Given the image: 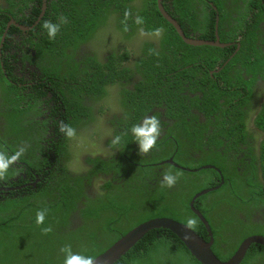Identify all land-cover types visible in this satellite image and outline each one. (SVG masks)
I'll return each mask as SVG.
<instances>
[{
  "label": "trees",
  "instance_id": "1",
  "mask_svg": "<svg viewBox=\"0 0 264 264\" xmlns=\"http://www.w3.org/2000/svg\"><path fill=\"white\" fill-rule=\"evenodd\" d=\"M168 1L166 10L178 17L171 4L183 0ZM195 1L189 17L180 14L186 33L200 22L197 10L205 16L209 9L208 38L216 39L219 14L220 41L229 44L190 45L163 16L158 0H47L45 11L43 0H0V120L11 114L21 123L41 154L32 168L45 175L29 194L22 190L0 201V264H63L65 246L95 258L156 217L187 223L209 241L192 204L208 220L212 249L221 260L232 257L247 233L264 235V49L251 45L264 22V0ZM45 22L59 25L54 38ZM18 50L34 53L51 81L61 82L67 70V94L51 111L56 135L48 143L51 119L40 120L48 110L31 103L32 86L16 73ZM140 54L132 72L129 63ZM242 83L244 90L238 88ZM62 108L67 120L55 119ZM151 115L160 120L161 134L142 153L130 128ZM62 124L75 130L72 137ZM14 171L9 167L5 174ZM166 172L178 174L172 187L161 183ZM40 209L47 210L43 224L35 222ZM251 249L240 264L252 253L264 254L263 245ZM114 264L202 263L178 235L160 227Z\"/></svg>",
  "mask_w": 264,
  "mask_h": 264
},
{
  "label": "flooded vegetation",
  "instance_id": "2",
  "mask_svg": "<svg viewBox=\"0 0 264 264\" xmlns=\"http://www.w3.org/2000/svg\"><path fill=\"white\" fill-rule=\"evenodd\" d=\"M163 1L164 0H161L160 2L163 5L164 9L166 10L167 6L164 4ZM207 1H209L210 4L211 3L213 4L212 1H210V0H207ZM44 3H45V1L43 0V6H44ZM48 3H49V1H48ZM167 3H169L168 0H167ZM199 4L200 3H198V5ZM46 5H47V1H46ZM196 7H197V5H196V1L195 0H183L182 3L178 4V6H175L173 3L171 4V10H173L176 14H179L178 17H175L170 12H168L167 10L166 11L173 18H175L179 22V24L181 25V27L183 29L184 34L186 36H188L189 38L194 39V40H207L209 42H216L217 40L220 41V37H219L218 31H217V24H218V21H219V14L216 17V23H215L216 24V29H215V37H216V39L212 40V39L208 38V36L210 34L206 30L207 29L206 17L209 16V14H210L209 9H205V12H204L205 16H202V12L197 10V14L199 16L197 18L200 20V22L198 24L195 23V26H192L190 35L187 34L188 30L184 26L186 24L182 20V19L186 20V18H182V16L180 14H184L187 17H189V15L195 11ZM229 13H230V11L228 12V14ZM240 13L243 14V11H240ZM228 14H227V16H228ZM42 15H43V13H42ZM237 15H238L237 13H234L235 18H237ZM201 19L204 22H201ZM10 23H12V20L10 21ZM172 25L174 26L173 23H172ZM24 27H25V25H22L21 28L23 29ZM259 31H260L259 36L256 37V40L254 42H252L251 45L252 46L255 45L256 48H258L257 45H260V47H262V50H263L264 49V22L260 23ZM189 44L193 45V46L203 45V44H194V43H189ZM204 44H210V43H204ZM223 44H229V43H223ZM214 45H217V44H214ZM217 46H222V45H217ZM84 47H86L84 51L88 50L87 43L85 44V46L81 47L82 52H83ZM11 53L14 54L13 50L11 51ZM32 54H34V53H31V57H29V56H26V55H28V53L19 52V50H18V55H17L18 62L16 63L18 65V68L16 69V73H17L18 77H21V78L25 79L27 81V84L32 86V88L31 87L29 88L30 92H31V90H33V93H34V99H31V103L32 104L35 103V102L38 103V101H39V102H41V105H42L43 109H47L48 110L43 116L39 117L40 120H44L46 118L47 119H51V122H50V124L47 127V129H48L47 130V134H45V138H49L50 139L49 141L45 142V143H48V142L52 141V138L56 135V131L54 129L55 127L52 126V122L53 121H52V117H51V111H52V109L57 108L58 104H61V101L58 98L59 97V93H63V91L66 92L65 89L67 88V81H61L59 83H56L54 78H52L53 81H51L50 79H47L46 77H44L43 70H41L40 67H39L41 65L36 64V60L33 59L34 56ZM141 57H142V55L140 54V56L137 59L135 57L132 60V62L129 63V69L133 68L132 72H137L136 71L137 62L140 60ZM31 59H33V60L30 61ZM63 65H64V67L66 69L69 67V66H67V62L63 63ZM145 68H147V67H144V69ZM215 71H217V70H215ZM210 72L212 74L214 71L210 70ZM43 77L45 79H42ZM42 81H46L47 84H45L46 85L45 87H41V90L33 87V84L34 85H38ZM143 84H144V86H148V85L151 84V81L143 80ZM229 84L231 85L232 82H230ZM243 84L244 83L240 84L238 86V88H240L241 90H244L241 87V86H243ZM52 87H53V89H52ZM260 87H264V81L262 82V84H260ZM29 100L30 99H27L28 102H29ZM37 106H38V104H36V107ZM61 118L63 120H67V110L64 109V108H62L60 110V114H58V116L55 117V119H61ZM26 120L28 121L29 119H26ZM166 120L170 121V117H168ZM3 124H4L3 119H1L0 120V125H3ZM39 128H40V126L37 127V130H39ZM68 148H69V143L67 141V150H68ZM23 153H25V152H23ZM81 158H84V157H81ZM67 159H69L68 154H67ZM81 162L83 164H85V158H84V160L81 159ZM34 163H35V165H38L40 163V161L36 158L34 160ZM16 164L18 165V164H23V163L21 161H17ZM66 165H67V160H66ZM86 165L92 166L89 163L86 164ZM18 166L19 167L11 165L10 166L11 168L15 167L14 173H11L10 175L9 174H5L4 175L5 177L0 179V181H1L0 182V197H1L0 201L5 199L4 198L5 196H17L22 190H24L25 194H29L30 193L29 186L34 187V189H37L39 186L38 185L35 186V184L38 183L40 180L45 178V175L41 174L36 169L30 168L31 172H32V173H30V172H27L26 169H24L23 166H21V165H18ZM67 173H72V172L67 168ZM100 176H102V175H100ZM93 182H95V180H93ZM30 183H34V185H32ZM88 185H89V187H92L91 184H88ZM79 219L81 220V218H79ZM256 219H258V217ZM206 229H207V227H206ZM207 231H209V230L207 229ZM247 234L245 235L246 238L251 237V236L264 237V235H261V234H259V235L258 234H254V233L249 234V235H247ZM208 235H211V234L208 232ZM257 244H260V243H257ZM260 245H263V244H260ZM260 249H261V246H259L258 250H260ZM249 250L250 251L252 250L251 247H250ZM263 257H264V254L260 255L259 252H258V254L252 253L250 260L247 261V264H264Z\"/></svg>",
  "mask_w": 264,
  "mask_h": 264
},
{
  "label": "water",
  "instance_id": "3",
  "mask_svg": "<svg viewBox=\"0 0 264 264\" xmlns=\"http://www.w3.org/2000/svg\"><path fill=\"white\" fill-rule=\"evenodd\" d=\"M43 10L46 9V1L44 0ZM158 0V6L161 10L163 16L171 23L174 24L176 30L182 37L184 41L187 43L194 44H217V45H225L221 41L217 40L216 42H209L207 40H194L186 36L183 32V29L179 22L173 18L163 7V5ZM12 23L18 24L14 19H12ZM172 164H175L179 167V165L174 162L171 158L169 160ZM204 167H212V166H204ZM34 185V183H30ZM218 186H215L210 189H205L202 192L198 193L197 196L211 190L215 189ZM192 209L197 213L202 222L205 224L209 233L211 234V239L208 241L205 237H203L195 228L190 226L187 223L180 222L171 217H156L149 219L145 222L138 224L132 230L123 235L120 239H118L113 245H111L107 250L93 258L94 264H114L117 262L123 255H125L149 230L153 228H168L173 233L178 235L181 240L185 243V245L190 250L191 254L196 257L198 261L202 264H240L247 254L250 247L253 243H260L264 245V237L260 236H251L242 241L239 245L238 249L232 255L231 258L227 260H221L213 251L212 244L214 242L213 234L210 232V226L208 220L202 214L201 211L197 210L194 205H191Z\"/></svg>",
  "mask_w": 264,
  "mask_h": 264
},
{
  "label": "clouds",
  "instance_id": "4",
  "mask_svg": "<svg viewBox=\"0 0 264 264\" xmlns=\"http://www.w3.org/2000/svg\"><path fill=\"white\" fill-rule=\"evenodd\" d=\"M138 22L140 21L138 20ZM43 28L47 31L49 38H54L59 30V25L52 22H45ZM61 131L66 136L72 137L75 130L67 124H62ZM130 132L137 142L139 151L148 153L157 145L158 138L161 134L160 120L155 115L145 116L140 123L130 128ZM118 141L119 137H116V142ZM22 151L21 149L10 156L0 153V177H2L8 171L9 167L20 157ZM177 179L178 174L174 175L171 172H166L163 175L161 183L167 187H172L176 184ZM46 211V209L37 210L35 216V222L37 224H43ZM61 252L64 253L63 264H94L92 256L73 252L70 246L61 248Z\"/></svg>",
  "mask_w": 264,
  "mask_h": 264
},
{
  "label": "rangeland",
  "instance_id": "5",
  "mask_svg": "<svg viewBox=\"0 0 264 264\" xmlns=\"http://www.w3.org/2000/svg\"><path fill=\"white\" fill-rule=\"evenodd\" d=\"M63 59L66 60L63 56ZM60 79L62 81H67V70H63L60 74ZM66 94H67V88ZM62 93H59V99L61 98ZM61 101V100H60ZM2 102V98L0 100V104ZM67 106V102H66ZM4 126L3 129L0 128V153L5 155H13L17 151L23 150L24 154L21 153V158H34L32 161L21 160L19 157L12 165L17 166L21 165L24 168H32L34 166V160L41 156L40 151H35L33 149L34 142H30L27 140V136H25L26 131L20 126L21 123L16 121V119L11 116V114L5 115L4 117ZM9 134V135H8ZM25 136V137H24ZM17 161H21L23 164H16ZM101 234V233H99Z\"/></svg>",
  "mask_w": 264,
  "mask_h": 264
},
{
  "label": "bare ground",
  "instance_id": "6",
  "mask_svg": "<svg viewBox=\"0 0 264 264\" xmlns=\"http://www.w3.org/2000/svg\"><path fill=\"white\" fill-rule=\"evenodd\" d=\"M227 45V44H226Z\"/></svg>",
  "mask_w": 264,
  "mask_h": 264
}]
</instances>
